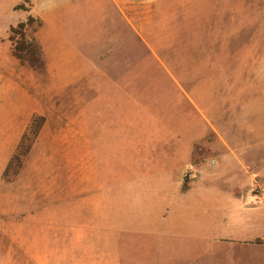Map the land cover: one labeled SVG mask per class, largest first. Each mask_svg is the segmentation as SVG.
I'll list each match as a JSON object with an SVG mask.
<instances>
[{"label": "rangeland", "instance_id": "374dc122", "mask_svg": "<svg viewBox=\"0 0 264 264\" xmlns=\"http://www.w3.org/2000/svg\"><path fill=\"white\" fill-rule=\"evenodd\" d=\"M59 2L0 0V264H264L235 247L205 252L195 221L172 214L215 164L194 163V146L215 142L188 100L214 75L203 45L264 44V0H118L101 16ZM29 17L39 67L13 51L11 28Z\"/></svg>", "mask_w": 264, "mask_h": 264}, {"label": "crops", "instance_id": "0c3cea01", "mask_svg": "<svg viewBox=\"0 0 264 264\" xmlns=\"http://www.w3.org/2000/svg\"><path fill=\"white\" fill-rule=\"evenodd\" d=\"M116 3L118 0H60L58 10L81 16V7L88 6L101 16ZM50 6L51 11L57 10L52 1ZM103 22L101 19L99 25L107 26ZM226 46L221 38L204 43V65L210 64L214 75L204 78L202 90H188L195 116L203 122L205 134L211 133L215 139L194 146L198 156L194 163L199 165L197 171L208 162L215 164L211 171L203 172L202 182L187 188L190 202L175 205L172 214L174 219L179 215L195 221L205 252L216 254L219 249L235 247L241 256L249 253L263 260L264 44L230 53L224 51Z\"/></svg>", "mask_w": 264, "mask_h": 264}, {"label": "trees", "instance_id": "16d2710c", "mask_svg": "<svg viewBox=\"0 0 264 264\" xmlns=\"http://www.w3.org/2000/svg\"><path fill=\"white\" fill-rule=\"evenodd\" d=\"M33 21L34 19L29 17L27 21L19 22L15 27H12L11 39L14 43L13 51L15 57L21 61H27L32 67H39L42 64L39 48L35 41L33 39H29L25 33L26 27L31 25ZM44 121V117L42 116H36L31 119L27 128L20 136L16 148L4 168L2 174L3 179L7 181L15 179L26 156L32 148Z\"/></svg>", "mask_w": 264, "mask_h": 264}, {"label": "bare ground", "instance_id": "6f19581e", "mask_svg": "<svg viewBox=\"0 0 264 264\" xmlns=\"http://www.w3.org/2000/svg\"><path fill=\"white\" fill-rule=\"evenodd\" d=\"M95 210V209H94Z\"/></svg>", "mask_w": 264, "mask_h": 264}]
</instances>
